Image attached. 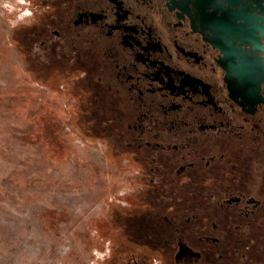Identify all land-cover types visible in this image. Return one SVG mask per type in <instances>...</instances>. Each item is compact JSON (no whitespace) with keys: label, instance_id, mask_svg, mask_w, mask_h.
Masks as SVG:
<instances>
[{"label":"flooded vegetation","instance_id":"flooded-vegetation-1","mask_svg":"<svg viewBox=\"0 0 264 264\" xmlns=\"http://www.w3.org/2000/svg\"><path fill=\"white\" fill-rule=\"evenodd\" d=\"M235 1L24 0L39 80L127 171L108 264H264V51L225 13L264 0Z\"/></svg>","mask_w":264,"mask_h":264},{"label":"rangeland","instance_id":"rangeland-1","mask_svg":"<svg viewBox=\"0 0 264 264\" xmlns=\"http://www.w3.org/2000/svg\"><path fill=\"white\" fill-rule=\"evenodd\" d=\"M28 21L0 0V264H105L127 171L39 80L14 41Z\"/></svg>","mask_w":264,"mask_h":264},{"label":"water","instance_id":"water-1","mask_svg":"<svg viewBox=\"0 0 264 264\" xmlns=\"http://www.w3.org/2000/svg\"><path fill=\"white\" fill-rule=\"evenodd\" d=\"M230 6H238L240 4V1L235 0H229ZM262 12L264 13V8H262ZM227 14H235L237 15L236 18H233L232 20H227L230 31H233L234 29L231 28L232 26H235L234 32L237 33V38H243V43H255L257 48L264 51V41L263 44L260 42V38L264 37V19H262L261 22H258V19L255 17L246 16L244 11H234L232 9L226 10ZM241 18L245 21L244 25L237 24L236 19ZM249 26L248 28L245 26ZM243 28L242 32H239ZM260 34V35H259Z\"/></svg>","mask_w":264,"mask_h":264},{"label":"trees","instance_id":"trees-1","mask_svg":"<svg viewBox=\"0 0 264 264\" xmlns=\"http://www.w3.org/2000/svg\"><path fill=\"white\" fill-rule=\"evenodd\" d=\"M19 35H20V30L17 31V32L14 34V41H15V43H17V44L19 45V49L21 50V52H22L23 55H24L23 46H22V44H21V42H20V37H19ZM105 264H108V263H105Z\"/></svg>","mask_w":264,"mask_h":264}]
</instances>
